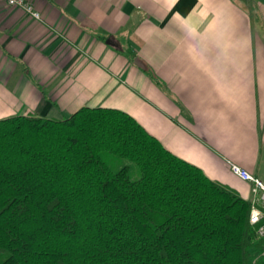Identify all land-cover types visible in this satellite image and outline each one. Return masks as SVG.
Masks as SVG:
<instances>
[{
    "label": "crops",
    "instance_id": "1",
    "mask_svg": "<svg viewBox=\"0 0 264 264\" xmlns=\"http://www.w3.org/2000/svg\"><path fill=\"white\" fill-rule=\"evenodd\" d=\"M0 2V120L124 112L250 203L264 183V0ZM143 68H148L153 80Z\"/></svg>",
    "mask_w": 264,
    "mask_h": 264
},
{
    "label": "trees",
    "instance_id": "2",
    "mask_svg": "<svg viewBox=\"0 0 264 264\" xmlns=\"http://www.w3.org/2000/svg\"><path fill=\"white\" fill-rule=\"evenodd\" d=\"M250 210L124 112L0 120V264H264Z\"/></svg>",
    "mask_w": 264,
    "mask_h": 264
},
{
    "label": "built area",
    "instance_id": "3",
    "mask_svg": "<svg viewBox=\"0 0 264 264\" xmlns=\"http://www.w3.org/2000/svg\"><path fill=\"white\" fill-rule=\"evenodd\" d=\"M8 7H15L22 10L32 19L39 21L40 14L33 5L27 0H0ZM231 173L238 179L251 185L252 199L250 201L251 210L249 215V224L256 228L258 237L264 236V183L238 166H230Z\"/></svg>",
    "mask_w": 264,
    "mask_h": 264
},
{
    "label": "rangeland",
    "instance_id": "4",
    "mask_svg": "<svg viewBox=\"0 0 264 264\" xmlns=\"http://www.w3.org/2000/svg\"><path fill=\"white\" fill-rule=\"evenodd\" d=\"M122 165H129V166H132L133 167V170H132V179L136 180L139 178V171L136 167H134L131 163H128V162H123Z\"/></svg>",
    "mask_w": 264,
    "mask_h": 264
}]
</instances>
